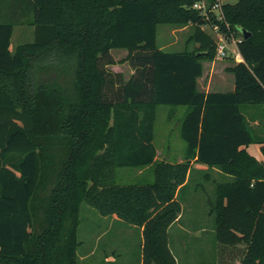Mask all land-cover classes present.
Segmentation results:
<instances>
[{"label":"trees","instance_id":"trees-1","mask_svg":"<svg viewBox=\"0 0 264 264\" xmlns=\"http://www.w3.org/2000/svg\"><path fill=\"white\" fill-rule=\"evenodd\" d=\"M197 1L0 0V264H83L84 202L140 227L134 264H178L169 229L195 162L222 175L209 200L216 260L200 264H264V161L247 148L264 154V138L244 111L264 106V0L223 4L231 30L251 32L238 43L244 61L227 57L226 92L198 87L217 42ZM18 24L34 40L12 50ZM160 24L191 26L183 50L158 45ZM114 49L127 51L129 78L108 68ZM159 105L169 118L186 107L182 161L157 157ZM148 166L152 181L117 183V168Z\"/></svg>","mask_w":264,"mask_h":264},{"label":"rangeland","instance_id":"rangeland-1","mask_svg":"<svg viewBox=\"0 0 264 264\" xmlns=\"http://www.w3.org/2000/svg\"><path fill=\"white\" fill-rule=\"evenodd\" d=\"M235 1L238 0H223L225 3ZM180 28L183 27L160 24L157 36L158 45L162 48L170 36H173L172 29H177L174 35L178 39L177 42L166 49L183 50L191 26L178 31ZM33 40L34 26L18 24L15 25L10 47L15 50L19 44ZM112 54L117 63L108 68L121 72L125 78H129L134 70L128 61H121L125 60L127 51L115 50ZM232 64L231 59L223 58L217 59L215 64L206 63L205 65L206 71L213 72L215 80L221 82L223 86L221 89H230L227 79L234 75L226 73V67ZM170 109L169 105L158 106L154 143L159 160L175 162L179 161L180 157L184 159L185 155L186 143L181 136L180 125L186 107H178L172 118H169ZM203 165L197 163L193 167L191 181L185 191L183 216L169 229L170 246L178 259V264H200L216 260L215 218L209 213V200L215 196V181L221 179V176L214 169H205ZM207 173H209L208 179L206 178ZM152 180V166L117 168L116 181L119 184L146 183ZM79 239L82 242L78 249L80 259L85 254H91L88 259H81L83 264L107 263L109 261L107 258L113 259L111 261H116V263H128V258H138L141 253L140 227L128 224L117 217L101 215L86 202L82 204L81 209ZM228 261L229 259L225 262ZM131 263H137V261Z\"/></svg>","mask_w":264,"mask_h":264},{"label":"crops","instance_id":"crops-1","mask_svg":"<svg viewBox=\"0 0 264 264\" xmlns=\"http://www.w3.org/2000/svg\"><path fill=\"white\" fill-rule=\"evenodd\" d=\"M206 1L208 2L210 0H206ZM188 26L189 25H187V26H185L183 28H180V30H178V31H181L182 29H185ZM176 30L172 29L171 32L173 33V36H170V39L167 40V43H165L162 46V48L166 49V47H169V46L173 45L175 42H177L178 39L174 37V35H176V33H175ZM115 50H124V49H114V50H112V52L115 51ZM216 61H217V59L214 60V61H204V73H203L202 77H200L198 79V87H199V89L201 91H204V92H216V91L217 92H226V91L233 90L234 89V76L233 77L232 76L228 77L227 83H229V84H227V85L229 86L228 88H230V89L224 90V89H221V87H223L221 82L215 80V74L213 72H210V70L206 71V68H205L206 63L207 64H215ZM227 67H226V73L229 72V71H227ZM229 73H231V72H229ZM244 111H245V114L248 116L251 125L255 128L257 134L264 138V106L256 107L255 111H254L253 108L246 106V107H244ZM247 148L258 159L264 161V154L261 151V145L260 144L253 143V144L249 145ZM182 160H183V158L180 157L179 161H182ZM196 164H197V162H195L193 164V167ZM193 167H192V172H193V169H194ZM203 167L205 169H207V170H210V169H208V167L206 165H203ZM200 169H202V167ZM214 170L217 171L219 173V175L222 177V175H221V173H220V171L218 169H214ZM183 212H184V202H183V210H182L179 218L177 219V221L173 225H175L177 222H179L181 220V217L183 216ZM112 217H116V216H112ZM90 256H91V254H85L81 259L82 260L83 259H88ZM107 260L111 261L113 259L107 258ZM133 261H137V262L141 263V261H142L141 253L139 254L138 258L137 257L136 258L135 257L128 258V263H124V264H134V263H131Z\"/></svg>","mask_w":264,"mask_h":264},{"label":"built area","instance_id":"built-area-1","mask_svg":"<svg viewBox=\"0 0 264 264\" xmlns=\"http://www.w3.org/2000/svg\"><path fill=\"white\" fill-rule=\"evenodd\" d=\"M223 4V0H214L212 3L199 0L194 3L193 8L199 10L203 15L205 22L202 27L211 32L217 42L216 59L232 57L235 61L242 62L244 58L238 43L244 36L242 31L231 30V26L225 18Z\"/></svg>","mask_w":264,"mask_h":264},{"label":"water","instance_id":"water-1","mask_svg":"<svg viewBox=\"0 0 264 264\" xmlns=\"http://www.w3.org/2000/svg\"><path fill=\"white\" fill-rule=\"evenodd\" d=\"M242 33H243L244 38H248L251 36V32L247 31L246 29H243Z\"/></svg>","mask_w":264,"mask_h":264}]
</instances>
